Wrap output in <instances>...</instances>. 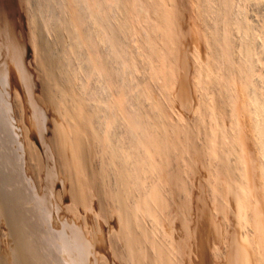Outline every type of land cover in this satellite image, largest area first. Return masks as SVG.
<instances>
[{
    "label": "rangeland",
    "instance_id": "rangeland-1",
    "mask_svg": "<svg viewBox=\"0 0 264 264\" xmlns=\"http://www.w3.org/2000/svg\"><path fill=\"white\" fill-rule=\"evenodd\" d=\"M32 3L33 2L31 0H0V171L3 172L4 174H7L6 176L2 173L4 175L5 178L4 179L2 178L3 176L0 173V179H1L0 185H2V189H4V190L2 189L0 190L5 193H9V195L10 193L11 195H13L12 197L13 200L11 202L12 209L13 210L16 209L15 213L16 211L18 212V210H20L21 214H23L22 217H26L25 219H28V225H27L28 227H29V223H30V227L33 226L34 222H39L38 223L39 225L41 224L39 227V225L35 223L34 224L35 227L34 226L33 227L36 231L33 229V227H31L32 228L31 231L33 234L39 236L38 238L39 240H38L37 236L32 234L33 235L32 239L37 244L36 245L37 247L40 245L39 246L40 250L38 251L39 252L41 251L40 253L44 255V256L41 255L43 256L44 259L43 263L56 264L57 262H59L60 255L62 254L61 256H63V253L67 251L66 250L67 244L72 242L71 240L75 242L69 244L72 247L75 246L74 252L76 250H79V253L84 252L85 250L82 251V248L85 249V246H88L89 244L84 245L82 244L81 241L79 243L80 240L79 237H78L79 239L75 241L77 236L76 237L73 236V233L70 230V228L73 229L74 227L76 228L82 227L85 224L86 226H88L86 232L88 233V230L90 231L92 230L90 233L93 232L92 234L88 233L90 237L87 238L85 231L82 229V232L85 234L84 235L85 239L87 238V241L88 242L90 241V243H92L93 240L95 241L96 238H97L96 241H98V239L101 240V241L99 240L100 243L98 242L99 245L93 241L94 244L96 243L95 244L96 246L98 245L100 247L99 248L100 251L102 250L100 252L101 264H107V263L130 264V262L131 264L132 263L136 264L135 260L131 261L132 258L131 254L129 256L128 255L129 251L124 250L125 246L121 244L122 242L124 243V241H122V238L118 236L119 234L118 231L120 228V225L118 224L119 223L118 217L120 215L117 213H119L120 210L118 207H120L121 206L120 204H122L121 203L122 195H120L121 193L123 194V198H125L124 201H129V203L128 202L126 203H128L129 206L131 205L134 207V212L137 211L136 213L138 215L136 214V217L137 216L143 217L144 219L143 218L142 219L145 226L151 228L149 229L150 231L154 230L153 235L152 232L150 233L153 240V244H157V248L155 249V252L157 251L158 253L159 252L162 253L164 257L163 259H165L164 261H162V264H187V263L196 264L197 263L196 260L197 259L199 260V255H198L199 252L197 253V251H199L198 248L200 247L199 244L203 242L204 239H206L205 240L206 246L209 245L210 248V249L207 248L208 252L210 253L206 254V257L208 258L210 263L212 262L214 264H221V263L235 264V262L233 261H235L234 259H236V255H234L236 254V249L234 248L235 246H237L236 242L238 243L240 242L236 240L241 239V237L247 238L248 236L250 237L252 236V238L250 237L249 238L252 239L253 242L256 239H257L256 241L260 240L259 238L260 235L258 234L259 230H257V227L253 221H255V219L257 218L260 219L263 218L261 220L262 221L264 220V193H263L264 189L261 184V176L259 173V168L261 166V162H263L262 159L263 157L262 155H260L261 152L259 151L260 149L258 148L257 140H255L256 136L252 128L251 118L249 117L250 112L247 109L244 102L245 95L241 91L242 89L239 79H237V77L234 76L236 75L235 73L236 71H234L235 69L233 67L235 64L233 62L235 61L231 62L230 65L229 62L224 61L223 58H220V60H218L219 63H217L216 67L215 68L213 67L214 70L212 67L211 69L208 66L211 56L210 54L211 46L207 44V40L209 39V36H213L215 32V28H214L215 26L213 24L216 22L214 20H216L215 17L217 16L216 12L218 9V0H207V2L206 0H168V1L163 0L164 10L163 9L161 10L162 15L161 17L158 18V22L161 20L159 23L160 26L163 25L162 26L163 28L161 27V31L155 34V41L158 44V48H160L158 50L159 52L156 51L155 52L156 54L152 52L151 54H149V56L146 55V57H143L142 59V55L144 54H142V51H140V48H142L140 47L141 43L138 41L133 42L134 40L131 41L130 44L133 43L134 45L132 44L130 48L134 52L136 49L134 48L135 50H133V47L135 46L136 48H138L136 52L139 54L138 57L139 56L141 57L140 59L141 61L138 60V62L140 61L141 67L138 72L135 71L134 76L135 79L138 78L139 80L140 79L142 80L143 83L142 87L146 84L145 87L147 88V90L145 89V87H143L144 92L146 91L148 93L146 94L145 92V96L147 95L148 97V98L145 97L146 98L145 105L151 106L150 108H154L155 114L159 113L158 115L160 116L162 115L160 118H153V126L155 127L154 133L156 134V135L154 134V138H153L154 146L149 144V146L147 145L146 148H143V150L146 152V153L143 152V155L145 153L144 158H146L147 154H149V157L152 158V159L150 158L151 163L145 162L146 168L144 167V169L141 170L142 171L141 173H144L141 174L142 176L140 175V171L137 172V175L141 176L142 178V183H143L142 186H140L141 183L139 186L136 185L137 182L135 183V181L133 180L132 181L130 180L131 183L129 182V180L128 182H126L127 179L125 181L122 180L123 179L121 178L122 173L120 170H118L119 167L113 164L115 162L112 160L111 157L112 150L110 149V147H108L109 145H104L105 143H103V141L101 140L98 141V139L100 138H96L97 136L94 135L95 132L94 133L91 132L93 130L90 128V126L86 124V120H82L80 122V125L82 126L80 127L83 132L81 139L84 140L82 141V145L85 148L87 147L86 149L83 148V150L85 149V151H83V155H84L83 160L84 163L87 164L88 172H84V171L82 172L81 169H78L81 173L79 174L76 173L79 179L78 182L82 183L83 185L82 187L84 188L85 191L84 193L86 195L84 198L80 197V199L78 200L75 199L76 202L72 198L71 193L69 194L70 190H68V188H70L69 187L70 180L68 182L67 178H69L68 177L69 173L67 172V170L71 166L69 165L70 166L69 167L66 164L67 165L66 167L64 165V162L61 161L64 159V157H62L63 155H61L62 153L60 154L61 147L60 144H57L58 139H54L56 136H59L58 138L62 137V135L61 136L59 135L61 131L62 133H65L64 134L65 137L70 136L68 138L66 137L67 140L72 139L73 138L72 136L75 137L74 135L76 133V130H74L75 125H73L74 123H72V119H71L72 116L70 112L75 111L76 106L71 107L69 103L70 100L67 101L68 105L66 104V101H64L65 103L62 101V103H64L65 105L61 104L60 100H62V98L60 97L61 96L60 87L62 86L59 85L60 87L57 86V88L55 89L56 87L55 84L57 83L55 82L56 81L55 78L54 80H52L54 82L50 83L51 79H53L51 78L53 76H50L52 74V68L49 69L50 65L48 66V64L50 63L49 60L47 59L48 54L47 51H45L46 50L45 46L43 45L45 44V42L44 43L42 42L43 40L45 41L44 35L42 40L41 39L42 36H40L39 34V31L41 32L43 30L41 27V23L36 22V21L41 22L39 21L41 19V16L39 17V20H37L38 14L36 15L37 12H35L33 8L34 4ZM206 3L208 5L210 3L211 4L208 6ZM201 4L204 7L207 6L205 7L206 11H204L205 9L201 7L202 6ZM234 8H235L234 9L235 15H238L239 13L241 14L243 13L248 19V21L251 24L253 23L252 25L255 27V30L257 32L260 31L259 33H262V35L264 36V24H263L264 0H259V1L234 0ZM33 15H35L36 17ZM38 27L41 28V30H39ZM67 33L68 31L64 30V32L62 33L63 36H61L62 39L61 42L55 39L57 35L56 31L54 30L50 31L48 35H49V39L53 40V44L55 43L53 45V47L55 48V52L56 51L58 53L60 52L59 54L62 55V57L64 53H66L67 54V55L65 54L66 58L64 56L63 59H65L68 62H69V57H71V60H73L71 65L78 63L77 65H73L72 67L71 66L70 67L71 68L74 67L76 70V74H79V72H81V70L84 69L83 68L84 66H81L82 64L80 63L82 62V60L80 58L79 59L76 58L75 60L74 57L76 56L74 57L71 56L72 54L73 55L75 54L74 53L70 54V49L72 47L71 44L72 40L70 39L72 38H69L71 36ZM234 37H235L234 41L236 43L235 45L236 50L233 51L232 53L233 56L231 55V59L235 58L236 60V58H238L237 50H238V45L240 44L242 38V33L238 31L236 32L235 30ZM68 43L71 45V47ZM60 44L61 46L59 47ZM139 44L140 46H138ZM64 46L70 48L69 51H67L68 50L67 47H65L66 51L64 52L61 51V49L62 50L64 49ZM260 46H257L259 48V49L257 48L258 49L257 51L259 52L258 57L261 59V67H262L261 74L264 75L263 72L264 49ZM70 63L71 61L69 62V65ZM69 65L67 64L68 67L67 68L65 67L66 70L71 69ZM61 70L63 69L59 70L60 73L62 72ZM75 70L73 69V71ZM73 71L70 70V74L71 72L75 73ZM60 73L58 77L61 76ZM64 73H63V77L67 75L66 71H64ZM96 73L97 72L95 71V73L92 72L93 75L91 73L90 74L93 77L94 76H97L99 78L102 77L101 82L99 78L96 79L97 77H94L91 79V81L93 80L94 81L93 82L89 81L91 83H88L87 80L88 78L90 80L91 75L89 74L90 76H88L86 70L85 72L83 71V74L82 72L79 74V76L82 74L81 76L83 78L82 77L75 78L73 77L75 75L71 74L73 80L75 79L74 81H72L71 79L72 86H78L75 87L76 90L78 89L77 91H79V88L81 87L83 89V92L85 90V94L89 93L88 95L86 94V97L84 96L85 99L87 100L89 99L91 101V102L88 101L89 103L86 101L87 105L90 104L91 106L88 108L92 110V107L94 108L97 104L94 110H96L97 107H99L100 109L103 108V110L105 111L104 108L106 107V105H109L108 103L110 102L116 105L120 103L123 105L125 99L122 98V93H121L122 91L121 92L119 91L120 93L119 94L117 90L113 89L111 90L112 92L110 93V87H109L110 84L109 82L107 83V80H105L106 77H104V75L102 76L100 73L96 75ZM136 73H138V76L136 75ZM84 75H87L88 77L85 76L87 80L83 81V79H85ZM69 77L70 76L68 75L67 78L64 77L62 81V85L64 81L69 80L68 79ZM103 77L105 79H103ZM228 78H230L229 82H227ZM216 79H218L219 82H217ZM85 81L87 82V85H85L86 88L84 86L85 88L84 89L80 85H83ZM103 82H105L107 85L104 84ZM88 84H91L92 86L91 85L88 86ZM96 84H100L99 87ZM95 85L98 87V89L100 88V90H102L101 88L103 87L104 90H102V92L99 93L100 90H98ZM184 85L187 88V91L190 90V92H188V96L190 98L189 100L191 101L183 100L181 97V88H183ZM105 86L109 88L106 87L105 90ZM193 86H195V89ZM87 87H90L91 89L94 87V90L92 89L91 91L89 88V92H86ZM82 89L80 90L81 92ZM95 89L97 90V92ZM90 91L94 93L96 92V94L99 93L98 95L102 94L101 96H103V93L104 96H106L108 92L110 96H107L106 98L100 97L98 95L95 96V94L94 93L92 94ZM192 96L193 98H191ZM98 98L99 99L102 98L103 102L100 101L101 99L99 100ZM107 100H109V102ZM97 102H99V104ZM100 105L102 108L100 107ZM122 105L121 107H123ZM119 107L120 106L118 105L117 108L119 109ZM103 110L100 111V113L102 112L101 113L102 115L104 112ZM123 111H124L123 108H121L118 114L122 113L124 115L125 111L124 112ZM121 115H120V117L122 118L121 121L124 120L125 122L126 115L124 116L122 115L123 117ZM55 123H57L56 128L54 127ZM219 123L221 124V127L224 130L223 134L217 133V130L219 128L218 127ZM31 125H33V127ZM58 125L62 127L63 130L62 128H59ZM165 128H167L166 131ZM57 133L58 135H55ZM160 134L165 138L161 137ZM26 135H28V137H26ZM30 139L33 141H30ZM69 142H71L70 144L73 145L72 141H67L68 144ZM32 143H34L35 146ZM36 145L39 146L41 151L39 150L38 147H36ZM33 147H35V149L38 150L37 152L40 151V153L37 154V152H34L35 149ZM154 147L155 149L153 150L152 148ZM67 148H69L67 151L71 153L72 152L71 149L73 147L71 146L70 148L69 145L68 146L66 145V149ZM39 156L41 160L39 159ZM60 157H62L63 159ZM85 158L88 160V162ZM41 164L44 168L40 166ZM71 165L73 167V163H71ZM237 165H239V168ZM131 166L133 167V165ZM15 167L17 169H15ZM40 168H42L41 169L42 171H40ZM116 170L118 171L116 172ZM15 172L16 173L19 172L17 176L16 174H14ZM65 172L67 175L65 174ZM89 172L91 173L88 174ZM82 173H84L83 176ZM47 174L48 175L50 174L49 176L54 178L48 177ZM9 175L12 178L11 180L9 178ZM116 175L117 178L115 177ZM37 176H39V178H36ZM47 177L49 178V180ZM99 179L103 181L101 182ZM230 179L240 184L243 183L242 186L244 187V191H245L244 199L245 198L246 199L244 200V207H243L244 215L240 217L242 224H239L237 222L238 209L235 206V203H233V201L231 200L232 199L231 190H233V187L236 186L237 183L231 184L232 181ZM2 181L4 182L5 185L2 184L3 183ZM6 181L7 183H5ZM48 182H50V184L53 183L52 184L53 186L52 187L49 186L50 184ZM121 182L123 183L121 184ZM13 183L16 184L17 188H14L15 185H13ZM36 183L37 185H35ZM41 185L45 186L47 190L43 189L44 187ZM48 188H50L49 189L50 191L48 190ZM15 189L18 190L15 191ZM27 190L29 191L27 192ZM94 192L96 194H94ZM115 192H119V194L116 193L114 195ZM28 193H30L33 198ZM28 197L29 198L31 197L32 201H29L31 198L28 199ZM115 197L118 199H115ZM87 203H88V207H87ZM70 204L73 206L70 207L71 206ZM13 206L14 207L20 206V208L19 207L14 208ZM15 215L17 217V215L19 216L20 214L16 213ZM206 215L208 216V218L210 217L208 222L202 220V217H206ZM1 217L2 215L0 214V223L2 220ZM19 217H21V215ZM37 217L39 219H37ZM46 217H47V221L45 220ZM55 217L58 219H56ZM29 218L30 219L32 218L31 222L34 221V218L35 221L31 223L29 222L30 220ZM48 219L51 220L49 221ZM235 219L237 223H235L234 221ZM54 220L56 221V223ZM247 221L249 222L247 223ZM71 222L74 225L75 224L76 225L72 226ZM206 223L207 224L210 223V224L207 225ZM233 225L235 226L237 225V227L240 228V230L242 231L240 232V230H238L237 227H234ZM208 226L210 227V230ZM36 227L37 228L39 227V229L37 230ZM199 230H201L200 231L201 233H198ZM33 231L34 232L38 231V232L36 234ZM57 231L60 232L58 233ZM62 231H63V235L61 234ZM237 231L239 232L236 233ZM56 232L59 235L61 234L62 236L61 239H59L61 236L59 235L56 236ZM243 232L246 234H244ZM111 233H113L114 237H112L113 235ZM93 234L94 236H91ZM202 236L205 237L203 238ZM207 237L210 238L207 239ZM233 237H235V239ZM113 238H117V239H113ZM118 238H120V240ZM201 239L202 241H199ZM59 240H61L62 242ZM115 240H117V242ZM120 241L122 242L120 243ZM208 241L210 243H208ZM232 242L235 243V246L233 245L234 243ZM1 243L2 242H0V247L2 248L4 246H1L3 244ZM76 243L78 246L80 244L79 248L81 249V251L80 249L76 248L78 247ZM254 243L251 246V249H254L253 252L254 255L256 257L257 256L259 257L260 255L263 256L261 253L264 252V248L262 249L259 248L258 246L256 247V244ZM121 245L123 247H121ZM101 246H103L102 247L103 249L101 248ZM88 247L86 248L87 253L92 251V249L94 250L93 252H95L96 249H94L95 247L92 248L91 244ZM59 249L61 250L63 249L62 250L63 252L60 250L59 253ZM218 251L219 253H216ZM230 251L233 253V255ZM90 253L93 254L92 252ZM168 253L170 254L167 255ZM211 253L212 256H210ZM221 253H223L222 254L223 257L220 256ZM56 255L59 256L57 257ZM65 255L66 254H64L63 257H65ZM126 255L127 257H125ZM208 256H210V258ZM230 256H231V260L230 259L228 260ZM56 257L58 258V260L56 259ZM100 258H97L99 259L98 264H100ZM213 258H215V260L219 259L218 263L217 260L215 263ZM55 259H56V263H55ZM60 259L63 258L61 257ZM211 259L213 261H211ZM8 261L9 260H7V262ZM230 261H232V263Z\"/></svg>",
    "mask_w": 264,
    "mask_h": 264
},
{
    "label": "bare ground",
    "instance_id": "bare-ground-1",
    "mask_svg": "<svg viewBox=\"0 0 264 264\" xmlns=\"http://www.w3.org/2000/svg\"><path fill=\"white\" fill-rule=\"evenodd\" d=\"M34 4V10L38 17L37 20H39V17L41 16V19L37 23H41V27H42V31L40 32L39 30H41V28H39V34L41 37V39L45 38V41L43 40L42 42L45 44H43L46 48L45 51H47L48 54V60L49 63L48 66L50 67L49 69L52 68V74L50 76H53L51 78V82H54L52 80H54L55 78V82H57L55 85V89L57 88V86L61 85L62 87H60L59 89L61 90V98L62 100H60L61 104H64L66 101V104L68 105V102L70 103L71 107L72 106H76V110L75 111H71V119H72V123H74L73 125H75V129L76 133L74 134V136H72V139L67 140L68 137L70 136H64L65 133H62V131L59 135L62 137L58 138L59 136L55 134L54 135V139H58V143L60 144V154L63 155L62 157H64V159L62 157L64 162V165L67 167V165L71 166V163H73V167L71 169V167L67 170V172L69 173V178L68 182L70 180V188H68V190H70L69 194L71 193L72 198L76 200L81 198H84L85 195V191L84 188L82 187V183L78 182V175L76 173H81L78 169H81V171L83 172H88V167L87 164L84 163L83 160V151H85V147H83L82 145V141H84L82 138V129H81V125L80 122L82 120H86V124L88 126H90V128L93 130L91 132H95L94 135L97 136L96 138H100L98 139V141H103V143H105L104 145H109L108 147H110V149L112 150V160L115 162L113 163L114 165H116L117 167H119L118 170L121 171V175L123 178L122 180H126V182H130V180L135 181L136 185H141L142 186V178H141V173L142 169H144L145 167V162H149L151 163V157H149V154H147V157L144 158L145 155V151L143 150V148H146L147 145L149 146V144L153 145V138H154V132H155V127L153 126V118H160L161 116L158 114H155L154 112V108H150L151 106H147L145 105V97H147V95L145 96V92L143 87L146 86V84L142 87L143 83L142 80L140 81L138 78L135 79V71L138 72L140 69V59L138 57V53L136 52V50H138V48H136L135 46L133 47V50L130 48V46H132L131 41L134 40L133 42H140V44L138 46L142 47L140 48V51H142V59L143 57H146V55L149 56V54H151L152 52H159L158 50L160 48H158V44L155 41V34L159 31H161V27L163 25L160 26V21L158 22V18L161 17L162 12L161 10L164 7V3L163 0H31ZM168 1V0H167ZM247 1V0H246ZM259 1V0H258ZM207 2V0H206ZM210 2V1H209ZM257 2V1H256ZM170 3V2H169ZM203 3V2H202ZM249 3V2H248ZM253 3V2H252ZM261 3V2H260ZM193 4V3H192ZM198 4V3H197ZM207 4V3H206ZM211 4V3H210ZM209 4V5H210ZM217 4V3H216ZM258 4V3H257ZM171 5V4H170ZM202 5V4H201ZM205 5V4H204ZM208 5V4H207ZM208 5V6H209ZM203 7L204 11H206L207 6H201ZM31 8V7H30ZM167 8V7H166ZM212 8V7H211ZM251 8V7H250ZM215 9V8H214ZM234 0H218V9L216 12V21L213 25L215 26V32L213 36H209V39L207 40V44L209 46H211V56H210V60H209V68H215L217 63H219L218 60H220V58H223L224 61L229 62V64L231 65V62L235 63L234 66L232 64V66L234 67V71H236V76L237 79H239L240 85H241V91L242 93L245 95V105L247 107V109L250 112V118H251V123H252V128L253 131L255 133L256 139L257 140V144H258V148L260 149L259 151L261 152L260 155H262V159L263 162H261V166L259 168V173L261 176V184L262 187L264 189V75L261 74V59L258 57L259 56V52L257 51L259 48L257 46H260L264 49V36L262 35V33H259L255 30V27L248 21V19L246 18V16L242 13H239L238 15H235L234 13ZM244 9V8H242ZM164 10V9H163ZM171 10V9H170ZM201 10V9H200ZM208 10V9H207ZM258 10V9H257ZM169 11V10H168ZM176 11V10H175ZM203 11V12H204ZM165 12V11H163ZM245 12V11H244ZM34 13V12H33ZM69 13V14H68ZM202 13V12H201ZM215 13V12H214ZM35 14V13H34ZM40 14V15H39ZM204 14V13H203ZM210 14V13H209ZM252 15V14H251ZM35 16V15H33ZM205 16V15H204ZM212 16V15H211ZM36 17V16H35ZM263 17V16H262ZM156 19V20H155ZM204 19V18H203ZM168 21V20H167ZM195 22V21H194ZM176 23V22H175ZM264 24V23H263ZM174 25V24H173ZM40 26V25H38ZM258 26V24H257ZM35 27V26H34ZM171 27V26H170ZM200 27V26H199ZM198 27V28H199ZM263 27V26H262ZM51 28V29H50ZM163 28V27H162ZM174 28V26H173ZM56 31L57 35H56V40L58 41H62L61 36L62 33L64 32V30H67L68 33L72 38L70 40H72L71 44L72 47L71 49L68 48L67 46H64V49L61 51H66L67 47V51H69L70 49V54L74 53L75 55H71V56H76L74 57L75 60L76 58H80L82 60V62L80 64H82L81 66H84L83 68L87 71L88 76H90L92 74V72L95 73V71L97 72V74H101L102 76L104 75V77H106V79L103 77V79L107 80V83L109 82L110 84V93L112 92L111 90H117L118 93L119 91L122 93V98H124V102L123 105L120 103L118 104L120 107L119 109L117 108L118 105L113 104L112 102L108 103L109 100H107L109 105H106V107L104 108L105 111L102 109H100L99 107H97L96 110H94V108H96V106L93 108L92 110L89 109L88 107H91L90 104L87 105V102L90 101L89 99H85L86 94H85V90L83 92L80 91L81 89L79 88V91L76 90L75 87L78 86H72L71 83V79L73 80V77L77 78V77H82L81 75L83 74V71L85 72L84 69L81 70L82 74L79 76V74L81 72H79V74H76V70L75 68H71L73 65H77V64H72L73 60H71V57H69V62L71 61L70 65L69 62L66 61L65 59H63V57L65 56L66 58V53H64L63 57L62 55H60L57 51L55 52V48L53 47V40L49 39V33L50 31ZM236 30V32H240L242 33V38L240 41V44L238 45V58H232L234 60L231 59V55L233 53V51L236 50V43L234 41V31ZM165 31V30H164ZM44 32V34H43ZM170 32V31H169ZM179 32V31H178ZM198 33V32H197ZM42 34V35H41ZM55 34V33H54ZM162 34V33H161ZM173 34V33H172ZM187 34V33H186ZM161 36V35H160ZM54 37V36H53ZM184 37V36H183ZM205 37V36H204ZM262 37V38H261ZM58 38V39H57ZM63 38V37H62ZM208 38V37H207ZM206 38V39H207ZM261 38V39H260ZM61 39V40H60ZM171 40V39H170ZM262 40V41H261ZM68 41V40H67ZM56 42V41H55ZM59 43V42H58ZM64 45V44H63ZM134 45V44H133ZM136 45V44H135ZM61 46V44L59 45V47ZM166 46V45H165ZM167 47V46H166ZM135 48V49H134ZM258 48V49H257ZM165 49V48H164ZM168 49V48H167ZM35 50V49H34ZM72 51V52H71ZM103 51V52H101ZM139 51V52H140ZM236 51V52H237ZM264 52V51H263ZM137 53V54H135ZM141 53V52H140ZM261 53V51H260ZM36 54V52H35ZM62 54V52H61ZM66 54V55H65ZM156 54V53H155ZM162 54V52H161ZM44 55V54H43ZM154 55V54H153ZM165 55V54H164ZM261 55V54H260ZM39 56V55H38ZM158 56V55H157ZM233 56V55H232ZM235 56V55H234ZM164 57V56H163ZM261 57V56H260ZM77 59V60H78ZM46 60V59H45ZM68 60V59H67ZM138 60H140L138 62ZM183 60V58H182ZM38 61V60H37ZM66 61V62H65ZM47 62V61H46ZM68 62V63H67ZM78 62V61H77ZM143 62V61H142ZM147 62V61H146ZM155 62V61H154ZM160 62V61H159ZM75 63V62H74ZM67 64L69 65L70 70L73 71V69L75 71V73H72L75 76H71L70 74V70H66V68L68 67ZM166 64V63H165ZM143 65V63H142ZM146 65V64H145ZM144 65V66H145ZM227 65V64H226ZM46 66V65H45ZM66 67V68H65ZM80 67V65H79ZM152 67V66H151ZM174 67V66H173ZM207 67V66H206ZM228 67V66H227ZM264 67V66H263ZM65 68V69H64ZM192 68V67H191ZM211 68V69H212ZM213 68V70H214ZM225 68V67H224ZM46 69V68H45ZM58 69V70H57ZM60 69L63 73L64 71H66V74L68 76H70L68 79L63 82L62 85V81L64 79V77L67 78V75H65L63 77V73L61 74L59 72ZM150 69V68H149ZM210 69V70H211ZM207 70V69H206ZM205 70V71H206ZM228 70V68H227ZM46 71V70H45ZM69 73H68V72ZM142 71V70H141ZM57 72V75H56ZM60 73V77H58L59 73ZM165 72V71H164ZM217 72V71H216ZM230 72V71H229ZM264 72V71H263ZM91 73V74H90ZM144 73V72H143ZM173 73V72H172ZM228 73V72H227ZM65 74V73H64ZM70 74V75H69ZM90 74V75H89ZM193 74V73H192ZM213 74V73H212ZM231 74V73H230ZM78 75V76H77ZM93 75V74H92ZM90 77V80L88 78V80L86 79V77H88L87 75H84L85 79L87 80L88 83H91L93 81H91L92 78L97 77V76H92ZM100 75V76H101ZM136 75L138 76V73H136ZM150 75V74H149ZM222 75V74H221ZM30 76V75H29ZM134 76V77H133ZM229 76V75H228ZM173 77V76H172ZM206 77V76H205ZM220 77V76H219ZM62 78V79H61ZM83 78V77H82ZM81 78V79H82ZM99 77H97L96 79H98ZM216 78V77H215ZM226 78V77H225ZM232 78V77H231ZM101 78H99L100 82H101ZM206 79V78H205ZM230 78H228V81ZM234 79V78H233ZM236 79V80H237ZM77 80V79H76ZM170 80V79H169ZM217 82H219L218 79H216ZM222 80V79H221ZM232 80V79H231ZM79 81V80H78ZM82 81V80H81ZM91 81V82H89ZM148 81V80H147ZM168 81V80H167ZM80 82V81H79ZM87 82L85 81L83 85H80L84 88L85 85H87ZM96 82V81H95ZM98 82V81H97ZM106 82V81H105ZM105 82H103L104 84H106ZM180 82V81H179ZM214 82V80H213ZM74 83V82H73ZM86 83V84H85ZM210 83V82H209ZM208 83V84H209ZM222 83V82H221ZM237 83V82H236ZM93 84V83H92ZM102 84V83H101ZM153 84V83H152ZM176 84V83H175ZM192 84V83H191ZM190 84V85H191ZM204 84V83H203ZM213 84V83H212ZM235 84V83H234ZM76 85V84H75ZM91 84H88V86ZM99 85L100 84H96ZM95 85V86H96ZM107 85V84H106ZM92 86V85H91ZM104 86V85H103ZM199 86V85H198ZM54 87V85H53ZM97 87V86H96ZM97 87V89H98ZM102 87V86H100ZM105 86V90H106ZM107 87V88H109ZM178 87V86H177ZM191 87V86H189ZM188 87V89H189ZM195 89V86H193ZM192 87V88H193ZM203 87V86H202ZM86 88V86H85ZM84 88V89H85ZM89 88L87 87L86 92H89ZM191 88V89H192ZM94 90V87L92 88ZM92 89L90 88V90L92 91ZM102 90L103 87L101 88ZM145 89L147 90V88L145 87ZM58 90V89H57ZM96 90V89H95ZM100 90V88L98 89ZM102 90L99 91L102 92ZM108 90V89H107ZM205 90V89H204ZM53 91V90H52ZM59 91V90H58ZM57 91V92H58ZM90 91V92H91ZM192 91V90H191ZM80 92V93H78ZM97 92V90H96ZM96 92H91L92 94L94 93L95 96H97L99 93L96 94ZM107 92V91H106ZM188 92L187 88L185 87V85L183 86V88H181V97L183 100H189V96H188ZM77 93V94H76ZM124 93V94H123ZM239 93V92H238ZM85 94V95H84ZM89 94V93H88ZM87 94V95H88ZM90 94V95H92ZM116 94V93H115ZM120 94V93H119ZM146 94H148L146 92ZM102 94L98 95L100 97H107L110 96V94L107 92L106 96H101ZM194 95V94H193ZM85 96V97H84ZM113 96V95H112ZM200 96V95H199ZM57 97V96H56ZM26 98V97H25ZM92 98V97H91ZM109 98V97H108ZM107 98V99H108ZM114 98V97H113ZM148 98V97H147ZM193 98V96L191 97ZM208 98V97H207ZM99 99V98H98ZM101 99V100H100ZM99 100L102 101V98H100ZM111 99V98H110ZM58 100V99H57ZM94 100V99H93ZM96 100V99H95ZM104 100V99H103ZM123 100V99H122ZM121 100V101H122ZM62 101L64 103H62ZM87 101V102H86ZM97 101V100H96ZM191 101V100H189ZM195 101V100H194ZM59 102V101H58ZM91 102V101H90ZM103 102V101H102ZM114 102V100H113ZM184 102V101H183ZM89 103V102H88ZM99 104V102H97ZM119 103V102H117ZM148 103V102H147ZM187 103V102H186ZM209 103V102H208ZM214 103V102H213ZM101 104V103H100ZM105 104V103H103ZM65 105V104H64ZM121 105L123 107H121ZM212 105V104H211ZM233 105V104H232ZM94 106V105H93ZM104 106V105H103ZM52 107V106H51ZM148 107V108H147ZM153 107V106H152ZM64 108V107H63ZM99 108V110H98ZM123 108V110L125 111L126 115V121L124 122L121 121V117L120 115L122 114H118V112H120V109ZM211 108V107H208ZM214 108V107H213ZM118 109V110H117ZM74 110V109H73ZM98 110V111H97ZM103 110L105 112H103V115L100 113V111ZM210 110V109H209ZM224 110V109H223ZM245 110V109H244ZM51 111V109H50ZM67 111V110H66ZM123 111V112H124ZM159 112V111H158ZM162 112V111H161ZM247 112V111H246ZM157 113V112H156ZM176 113V112H175ZM19 114V113H18ZM162 114V113H161ZM123 115V114H122ZM121 115V116H122ZM123 115V116H124ZM122 116V117H123ZM237 116V115H236ZM19 117V116H18ZM164 117V116H163ZM98 118V119H97ZM228 118V117H227ZM124 119V118H123ZM22 120V118H21ZM163 120V119H162ZM42 121V120H41ZM54 122V121H53ZM182 122V121H181ZM84 123V122H83ZM99 123V124H98ZM68 124V123H67ZM85 124V123H84ZM228 124V123H227ZM241 124V123H240ZM57 123L54 124V127L56 128ZM72 125V124H71ZM98 125V126H97ZM156 125V123H155ZM33 127V125H31ZM59 126V125H58ZM57 126V128H58ZM66 126V125H65ZM81 126V127H80ZM158 126V125H157ZM211 126V125H210ZM161 127V126H160ZM163 127V126H162ZM165 127V125H164ZM218 130L217 133L218 134H223V129L221 127V124L219 123L218 126ZM231 127V126H230ZM51 128V127H50ZM59 128H62L59 126ZM89 128V127H88ZM236 128V127H235ZM239 128V127H238ZM49 129V128H48ZM160 129V128H159ZM35 130V128H34ZM57 130V129H56ZM63 130V128H62ZM70 130V129H69ZM167 130V128H165V131ZM38 131V130H37ZM73 131V130H72ZM87 131V130H86ZM162 131V130H161ZM27 132V131H26ZM65 132V131H63ZM68 132V130H67ZM163 132V131H162ZM19 133V132H18ZM70 133V132H69ZM68 133V134H69ZM184 133V132H182ZM239 133V132H238ZM34 134V133H33ZM73 134V133H72ZM159 134V133H158ZM25 135V134H24ZM32 135V134H31ZM30 135V136H31ZM40 135V134H39ZM156 135V134H155ZM204 135V134H203ZM64 136V137H63ZM93 136V135H92ZM94 136V137H95ZM161 136V134H160ZM26 137H28V135H26ZM163 138H165L164 136H161ZM160 137V139H161ZM168 137V136H167ZM217 137V136H216ZM45 138V137H44ZM157 138V137H156ZM255 138V137H254ZM19 139V138H18ZM33 139V138H31ZM30 141H33L31 140ZM226 139V138H225ZM17 140V139H16ZM20 140V139H19ZM155 140V139H154ZM164 140V139H163ZM37 141V140H36ZM67 141H72L73 145L70 144L71 142H69V144L67 143ZM29 143V142H28ZM84 143V142H83ZM86 143V141H85ZM158 143V142H155ZM161 143V142H160ZM167 143V142H166ZM186 143V142H185ZM249 143V142H248ZM34 144V143H32ZM31 144V145H32ZM42 144V143H41ZM47 144V143H46ZM30 145V146H31ZM66 145L71 148V146L73 147L71 150L72 152H68L67 150L69 148L66 149ZM71 145V146H70ZM87 145V144H86ZM184 145V144H183ZM35 146V144H34ZM53 146V145H52ZM58 146V145H57ZM103 146V145H102ZM154 146V145H153ZM242 146V145H241ZM36 147L39 148V146L36 145ZM45 147V145H44ZM160 147V146H159ZM35 149V147H33ZM47 148V145H46ZM83 148H85L83 150ZM102 148V147H101ZM162 148V147H161ZM166 148V147H165ZM172 148V147H171ZM59 149V148H58ZM109 149V148H108ZM153 150L155 149L152 148ZM151 149V150H152ZM212 149V148H211ZM245 149V148H244ZM36 150V149H35ZM34 152H37L38 150H36ZM40 150V148H39ZM70 150V151H71ZM146 150V149H145ZM167 150V149H166ZM179 150V149H178ZM33 151V150H32ZM41 151V150H40ZM37 152L38 153H40ZM49 151V150H48ZM56 151V150H55ZM58 151V150H57ZM104 151V150H103ZM109 151V150H108ZM148 151V150H147ZM222 151V150H221ZM109 152V153H111ZM143 152L144 155H143ZM50 153V152H49ZM59 153V152H58ZM85 153V152H84ZM88 153V152H87ZM108 153V155H109ZM36 154V153H35ZM56 154V153H55ZM106 154V153H105ZM223 154V153H221ZM226 154V153H225ZM224 154V155H225ZM40 155V154H39ZM51 155V154H50ZM154 155V154H153ZM199 155V154H198ZM32 156V155H31ZM30 156V157H31ZM48 158V157H47ZM104 158V157H103ZM110 158V156H109ZM151 158V159H150ZM39 159L41 160L40 156ZM86 159V158H85ZM222 159V158H221ZM50 160V159H49ZM87 160V159H86ZM111 160V159H110ZM261 160V158H260ZM34 161V160H33ZM57 161V160H56ZM153 161V160H152ZM5 162V161H4ZM88 162V160H87ZM110 162V161H109ZM59 163V162H58ZM70 163V164H69ZM221 163V162H220ZM236 163V162H235ZM40 164V163H39ZM45 164V162H44ZM56 164V163H55ZM62 164V163H61ZM67 164V165H66ZM86 164V165H85ZM92 164V163H91ZM109 164V163H108ZM57 165V164H56ZM89 165V164H88ZM112 165V164H111ZM133 165V167L131 166ZM150 165V164H149ZM148 165V167H149ZM159 165V164H158ZM42 166V164L40 165ZM59 166V165H58ZM110 166V165H109ZM239 168V165H237ZM35 167V166H34ZM43 167V166H42ZM57 167V166H56ZM98 167V166H97ZM115 167V166H114ZM116 167V169H117ZM130 167V168H129ZM151 167V166H150ZM249 167V166H248ZM38 168V167H37ZM44 168V167H43ZM59 168V167H58ZM64 168V166H63ZM107 168V166H106ZM133 168V169H132ZM146 168V167H145ZM15 169H17L15 167ZM42 168H40V171ZM46 169V168H45ZM48 169V168H47ZM50 169V168H49ZM71 169V170H70ZM131 169V171H130ZM33 170V169H32ZM116 170V172L118 171ZM153 170V169H152ZM16 171V170H14ZM13 171V172H14ZM101 171V170H100ZM119 171V172H120ZM134 171V173H133ZM140 171V175H137V172ZM151 171V170H150ZM237 171V170H236ZM20 172V170H19ZM18 172V173H19ZM98 172V171H95ZM115 172V171H114ZM118 172V173H119ZM250 172V171H249ZM0 173L2 174L3 172L0 171ZM18 173H14L17 174ZM91 172H89L88 174H90ZM105 173V172H104ZM4 174V173H3ZM2 174V178H4V175L7 176V174ZM13 174V173H11ZM40 174V173H39ZM42 174V173H41ZM45 174V173H43ZM66 174V172H65ZM84 173H82L83 176ZM94 174V173H93ZM117 174V173H116ZM139 174V173H138ZM250 174V173H249ZM48 175V174H47ZM50 175V174H49ZM48 177H51L49 176ZM56 175V174H55ZM67 175V174H66ZM87 175V174H86ZM85 175V176H86ZM95 175V174H94ZM231 175V174H230ZM246 175V174H245ZM5 176V177H6ZM15 176V175H14ZM41 176V175H40ZM90 176V175H89ZM136 176V177H135ZM232 176V175H231ZM46 177V176H45ZM47 177V178H48ZM94 177V176H93ZM117 178V175L115 176ZM132 177V178H131ZM249 177V176H248ZM10 180L12 179L9 175ZM36 178H39V176H37ZM54 178V177H51ZM241 178V177H240ZM5 179V178H4ZM34 179V177H33ZM41 179V177H40ZM46 179V178H45ZM61 179V178H60ZM83 179V178H81ZM98 179V178H97ZM115 179V178H114ZM145 179V178H144ZM232 179V177H231ZM230 179V180H231ZM47 180V179H46ZM49 180V178H48ZM47 180V181H48ZM53 180V179H52ZM100 180V179H99ZM120 180V179H119ZM229 180V181H230ZM1 181V179H0ZM34 181V180H33ZM65 181V180H64ZM96 181V180H95ZM101 181V180H100ZM103 181V180H102ZM101 181V182H102ZM110 181V180H109ZM232 181V180H231ZM3 182V181H2ZM1 182V183H2ZM15 182V181H14ZM46 182V181H45ZM53 182V181H51ZM118 182V181H117ZM116 182V183H117ZM7 183V181L5 182ZM16 183V182H15ZM50 184V182H48ZM108 183V182H107ZM123 182H121L122 184ZM131 183V182H130ZM188 183V182H187ZM195 183V182H194ZM233 183H237L235 181H232L231 184ZM4 184V182L2 183ZM44 184V183H43ZM47 184V183H46ZM45 184V186H46ZM53 184V183H52ZM52 184H50L49 186H53ZM129 184V183H128ZM243 184V183H242ZM242 184L237 183L236 186L233 187V190H231L232 193V201L233 203H235V206L238 209V217H237V222L239 224H242L241 218L244 215V196H245V191H244V187L242 186ZM5 185V184H4ZM14 188L16 187V184L13 183ZM37 185V183L35 184ZM88 185V184H87ZM85 185V186H87ZM109 185V184H108ZM112 185V184H111ZM211 185V184H210ZM40 186V185H39ZM43 186V185H41ZM45 186H43L42 188L47 190L45 188ZM98 186V185H97ZM95 186V187H97ZM118 186V185H117ZM129 186V185H128ZM195 186V185H194ZM6 187V186H5ZM50 187V188H51ZM92 187V186H91ZM193 187V186H192ZM243 187V188H242ZM37 188V187H36ZM48 188V190L50 189ZM143 188V187H142ZM141 188V189H142ZM0 189H2V185H0ZM41 189V188H40ZM131 189V188H130ZM135 189V188H134ZM4 190V189H2ZM18 189H15V191H17ZM20 190V189H19ZM44 190V191H45ZM53 190V189H51ZM55 190V189H54ZM97 190V189H96ZM119 190V189H117ZM126 190V189H125ZM29 190H27L28 192ZM50 191V190H49ZM90 191V190H89ZM7 192V191H6ZM88 192V191H87ZM93 192V190H92ZM129 192V191H128ZM144 192V191H143ZM52 193V191H51ZM119 194V192H115V194ZM125 193V192H124ZM264 193V192H263ZM262 193V194H263ZM14 194V193H13ZM30 194V193H28ZM87 194V193H86ZM94 194H96L94 192ZM110 194V193H109ZM141 194V193H140ZM197 194V193H196ZM255 194V192H254ZM20 195V194H19ZM31 195V194H30ZM28 195V196H30ZM46 195V194H45ZM61 195V194H60ZM121 196V206L118 207L119 210V214L120 216L118 217L119 220V231H118V236L120 238H122V241H124V243L122 241H120V243L122 245L125 246L124 250L129 251L128 254L130 256L131 254V261L135 260L136 264H162V261H164L165 259H163V254L162 253H158L157 251L155 252V249L157 248V244H153V240L151 237V233L153 235V231H150L148 228L145 226V224L143 223V217H136V212H134V207L133 206H129V201H124L125 198H123V194L120 193ZM125 195V194H124ZM134 195V194H132ZM83 196V197H82ZM118 196V195H116ZM12 197L13 195H9V193H5L3 191L0 190V214L2 215V220L0 223V242H2L1 246L4 247H0V264H44L43 263V254H41L38 250L39 246L37 247L36 243L34 242L33 238V234L31 231V227L34 226L35 223H39V222H34L35 218H34V224L33 226L30 227V223H29V227L28 225V219H25L26 217H22L23 214H21L20 210H18V212L16 211V213H19L21 215V217H19L17 215L16 217V213L15 210L16 209H12L11 206V202H12ZM32 197V195H31ZM30 197V198H31ZM98 197V196H97ZM126 197V196H125ZM198 197V196H197ZM219 197V196H218ZM231 197V196H230ZM19 198V197H17ZM28 197V199H30ZM33 198V197H32ZM32 198L29 201H32ZM45 198V197H44ZM72 199V200H73ZM87 199V198H86ZM115 199H118L115 197ZM200 199V198H199ZM15 200V198H14ZM59 200V199H58ZM127 200V198H126ZM131 200V199H130ZM136 200V199H135ZM194 200V199H193ZM196 200V198H195ZM212 201V200H211ZM76 202V201H75ZM73 202V203H75ZM78 202V201H77ZM116 202V201H115ZM120 202V201H119ZM118 202V203H119ZM128 202V203H126ZM131 202V201H130ZM196 202V201H195ZM71 203V204H73ZM70 204V205H71ZM137 204V203H135ZM211 204V203H210ZM75 205V204H74ZM11 206V207H10ZM15 206V204H14ZM13 206V207H14ZM69 206V205H68ZM67 206V207H68ZM73 205H71L70 207H72ZM19 207L20 206H16ZM14 207V208H16ZM75 207V206H74ZM73 207V208H74ZM78 207V206H77ZM87 207H88V203H87ZM225 207V206H224ZM18 208V209H19ZM92 208V207H91ZM198 208V207H197ZM77 209V208H76ZM136 209V207H135ZM138 209V208H137ZM57 210V209H56ZM89 210V209H88ZM118 210V209H117ZM60 211V210H59ZM78 211V210H77ZM255 211V210H254ZM258 211V210H257ZM75 212V211H74ZM73 212V213H74ZM115 212V211H114ZM204 212V211H203ZM14 213V215H13ZM116 214V213H115ZM207 214V213H206ZM60 215V214H59ZM77 215V214H76ZM138 215V214H137ZM187 215V214H186ZM204 215V214H203ZM208 215V214H207ZM206 215V217H202V220H204L205 222H208L209 218ZM252 215V214H251ZM110 216V215H109ZM246 216V215H245ZM244 216V217H245ZM58 217V216H57ZM44 218V217H43ZM56 218V217H55ZM59 218V217H58ZM56 218V219H58ZM62 218V217H61ZM143 218V219H142ZM147 218V217H146ZM236 218V217H235ZM247 218V217H246ZM30 219V218H29ZM37 219H39L37 217ZM42 219V218H41ZM64 219V218H63ZM114 219V218H113ZM233 219V218H232ZM245 219V218H244ZM251 219V218H249ZM255 219V218H254ZM253 219V220H254ZM263 219V218H261ZM260 218L255 219V221H253L257 227V230H259L258 234L260 235V240L256 241L250 238H252V236H248L247 238H242L241 235V239L236 240V241H240L239 243L236 242L233 245L235 246L234 249H236V259H234L235 264H264V252L261 253L263 256H255L254 255V249H251V246L254 244H256V247L258 246L259 248H264V220L262 221ZM27 220V221H26ZM32 218L29 220V222H31ZM45 220L47 221V217L45 218ZM44 220V221H45ZM49 221L51 219H48ZM61 220V219H60ZM71 220V219H70ZM73 220V219H72ZM79 220V219H78ZM211 220V219H210ZM37 221V220H36ZM43 221V220H42ZM48 221V222H49ZM55 221V220H54ZM74 221V220H73ZM76 221V220H75ZM80 221V220H79ZM83 221V220H82ZM108 221V220H107ZM235 223L236 219L234 220ZM244 221V220H243ZM252 221V220H251ZM31 222V223H33ZM47 222V223H48ZM213 222V221H211ZM210 222V223H211ZM249 221H247L248 223ZM27 223V224H26ZM51 223V222H50ZM56 223V221H55ZM72 223V222H71ZM86 223V222H85ZM111 223V222H110ZM203 223V222H202ZM210 223H206L207 225H209ZM231 223V222H230ZM234 223V224H235ZM251 223V222H250ZM52 224V223H51ZM109 224V223H108ZM246 224V223H245ZM253 224V223H252ZM39 225V224H38ZM41 225V224H40ZM39 225V227H40ZM46 225V224H45ZM71 225V224H70ZM74 224L72 223V226ZM76 225V224H75ZM74 225V226H75ZM83 225V224H82ZM79 225V226H82ZM114 225V224H113ZM118 225V226H119ZM205 225V223H204ZM215 225V224H214ZM219 225V224H218ZM247 225V224H246ZM245 225V226H246ZM249 225V224H248ZM71 226V227H72ZM234 227H237V225H233ZM239 226V225H238ZM35 227V226H34ZM33 227V229H34ZM39 227L36 229L38 230ZM69 227V226H68ZM87 227L85 224L82 227H74L73 229L70 228V230L73 233V236H77V238H73L76 240H79L82 242V244L84 245H88L94 248L96 245V243L98 244V242L100 243V239L94 241L96 242L95 244L90 243V241H87V238H89V234L91 231L88 230L87 231ZM192 227V226H191ZM204 227V226H203ZM206 227V225H205ZM209 227V226H208ZM240 227V226H239ZM255 227V228H256ZM30 228V229H29ZM43 228V226H42ZM51 228V227H50ZM86 228V229H85ZM116 228V229H117ZM217 228V227H216ZM254 228V229H255ZM41 229V228H40ZM48 229V228H47ZM64 229V227H63ZM82 229L85 231V234L87 236V238L85 239L84 237V233L82 232ZM154 229V228H153ZM203 229V228H202ZM213 229V228H212ZM232 229V228H231ZM238 230H240V228L237 227ZM250 229V228H249ZM35 230V229H34ZM118 230V229H117ZM194 230V229H193ZM207 230V229H206ZM210 230V227H209ZM216 230V229H215ZM235 230V229H233ZM247 230V229H246ZM245 230V231H246ZM253 230V229H252ZM36 231V230H35ZM69 231V230H68ZM67 231V232H68ZM114 231V230H113ZM201 230H199L198 233ZM229 231V230H228ZM242 230H240L241 232ZM244 231V232H245ZM251 231V230H250ZM34 232V231H33ZM38 232V231H37ZM37 232H34L37 234ZM42 232V231H41ZM54 232V231H53ZM58 232V231H57ZM56 232V236L59 235L58 232ZM66 232V230H65ZM208 232V231H206ZM215 232V231H214ZM239 231H237L236 233H238ZM243 232V233H244ZM249 232V231H248ZM247 232V233H248ZM195 233V232H194ZM219 233V232H218ZM221 233V232H220ZM231 233V232H230ZM229 233V234H230ZM235 233V232H234ZM250 233V232H249ZM33 234V235H32ZM63 235V231L61 233ZM61 234L59 236H61ZM113 235V233H111ZM115 234V233H114ZM156 234V232H155ZM211 234V233H210ZM246 234V233H244ZM256 234V233H255ZM39 235V234H38ZM54 235V234H53ZM116 235V234H115ZM220 235V234H219ZM257 235V234H256ZM37 236V235H35ZM52 236V235H51ZM58 236V237H59ZM72 236V237H73ZM91 236H94L91 235ZM117 236V235H116ZM117 236V237H118ZM197 236V235H196ZM206 236V235H205ZM205 236H202L203 238ZM211 236V235H210ZM231 236V235H229ZM228 236V237H229ZM233 236V235H232ZM236 236V235H235ZM239 236V235H237ZM247 236V235H245ZM244 236V237H245ZM55 237V238H58ZM66 237V236H65ZM70 237V236H67ZM79 237V238H78ZM114 237V235L112 236ZM218 237V236H217ZM250 237V238H249ZM39 238V236H37V239ZM53 238V237H52ZM62 236L59 238L61 239ZM100 238V237H99ZM104 238V237H103ZM111 238V237H110ZM120 238H118L120 240ZM196 238V237H195ZM210 238V237H209ZM207 237V239H209ZM235 239V237H233ZM36 239V237H35ZM41 239V238H40ZM54 239V238H53ZM93 239V237H92ZM113 239H117V238H113ZM220 239V238H219ZM39 240V239H38ZM55 240V239H54ZM65 240V239H64ZM100 240V241H99ZM205 240L203 242H201L199 245L200 247L198 248L199 251H197L198 255H199V260L197 259V263L199 261V264H214V263H210L208 258L206 257V254H209L210 252H208L207 248H209V245L206 246ZM252 240V241H251ZM61 241V240H59ZM73 243H75L73 240H71ZM111 241V240H110ZM117 242V240H115ZM161 241V240H160ZM199 241H202L199 240ZM220 241V240H219ZM234 241V240H233ZM39 242V241H38ZM62 242V241H61ZM60 242V243H61ZM72 242H70L69 244H71ZM112 242V241H111ZM207 242V241H206ZM217 242V241H216ZM68 243V242H67ZM78 243V244H79ZM208 243H210L208 241ZM219 243V242H218ZM217 243V244H218ZM227 243V242H226ZM238 243V244H237ZM39 244V243H38ZM42 244V243H41ZM62 244V243H61ZM69 244H67V251H65L64 254L65 257L61 256L59 257V262L56 263V259L58 260V256L56 255V259H55V263L56 264H98V260L97 258H100V247L97 245L94 249L95 252H93L94 250L92 249L93 254H91L90 252H86V248L88 246H85V249H83L82 246V251L85 250L82 253H79V250H76L74 252V247L70 246ZM222 244V242H221ZM52 245V244H51ZM73 245V244H72ZM77 245V243H76ZM95 245V246H94ZM112 245V244H111ZM115 245V244H114ZM117 245V243H116ZM121 245V247H123ZM154 245V247H153ZM156 245V246H155ZM198 245V246H199ZM211 245V244H210ZM57 246V245H56ZM78 246V245H77ZM190 246V245H189ZM46 247V246H45ZM50 247V246H49ZM80 247V244L78 247V249ZM103 246H101L102 248ZM112 247V246H111ZM159 247V246H158ZM196 247V245H195ZM231 247V246H230ZM48 248V247H47ZM52 248V247H51ZM64 248V247H63ZM89 248V247H88ZM167 248V247H166ZM169 248V247H168ZM46 249V248H45ZM73 249V250H72ZM103 249V248H102ZM118 249V248H117ZM122 249V248H121ZM210 249V248H209ZM231 249V248H230ZM256 249V248H255ZM59 249V253H60ZM63 250V249H62ZM61 250V251H62ZM99 250V251H98ZM233 250V249H232ZM43 251V250H42ZM57 251V250H56ZM81 251V249H80ZM114 251V249H113ZM164 251V250H163ZM167 251V249H166ZM194 251V250H193ZM217 251V250H216ZM225 251V250H224ZM235 251V250H234ZM55 252V251H54ZM63 252V251H62ZM118 252V251H117ZM116 252V254H117ZM162 252V251H161ZM208 252V253H207ZM214 252V250H213ZM231 252V251H230ZM56 253V252H55ZM79 253V254H78ZM104 253V252H103ZM167 253V252H166ZM190 253V252H188ZM194 253V252H192ZM196 253V254H197ZM216 253H219L216 252ZM215 253V255H216ZM228 253V252H227ZM232 253V252H231ZM257 253V252H256ZM46 254V253H45ZM52 254V252H51ZM88 254V255H87ZM115 254V253H114ZM113 254V255H114ZM123 254V253H122ZM125 254V253H124ZM170 253H168L167 255H169ZM223 253L220 254V256H222ZM43 255V256H41ZM105 255V254H104ZM214 255V253H213ZM219 255V254H217ZM233 255V253H232ZM122 256V255H121ZM128 256V258H129ZM165 256V255H164ZM210 256H212V253L210 254ZM210 256H208L210 258ZM227 256V255H226ZM54 257V256H53ZM63 259H60V258ZM105 257V256H104ZM127 257V255L125 256ZM215 257V256H214ZM223 257V256H222ZM225 257V255H224ZM229 257V255H228ZM9 260L7 262V260ZM49 258V257H48ZM168 258V257H167ZM198 258V257H197ZM256 258V259H255ZM50 259V258H49ZM115 259V258H114ZM118 259V258H117ZM120 259V258H119ZM125 259V258H124ZM215 263L216 260L215 258H213ZM227 259V258H226ZM231 260V256L230 258H228V260ZM51 260V259H50ZM129 260V259H128ZM168 260V259H167ZM193 260V259H192ZM219 260V259H218ZM217 260V263H218ZM221 260V259H220ZM111 261V260H110ZM191 261V260H190ZM211 261H213L211 259ZM232 261H230L232 263ZM121 262V261H120ZM129 262V261H128ZM134 262V263H135ZM220 262V261H219ZM226 262V261H225ZM112 263V262H111ZM173 263V262H172ZM48 264V263H47ZM100 264H101V258H100ZM108 264V263H107ZM113 264V263H112ZM126 264V263H125ZM129 264V263H128ZM131 264V262H130ZM133 264V263H132ZM188 264V263H187ZM223 264V263H221ZM233 264V263H232Z\"/></svg>",
    "mask_w": 264,
    "mask_h": 264
}]
</instances>
